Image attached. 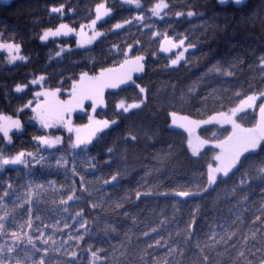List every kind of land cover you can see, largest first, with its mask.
<instances>
[{"label":"snow or ice","instance_id":"obj_1","mask_svg":"<svg viewBox=\"0 0 264 264\" xmlns=\"http://www.w3.org/2000/svg\"><path fill=\"white\" fill-rule=\"evenodd\" d=\"M149 4L145 11L143 0H121V7L131 6L137 13L112 24L110 31L119 35L117 30L128 26L130 32L136 27L142 34L150 35L153 42L158 38V52L165 54L166 68L178 70L188 65L186 54L196 45L186 33L172 35L159 31L153 18L164 21L165 17L174 14L177 23L182 18L191 20L201 15L194 10L196 5L185 0L178 10H174L172 0H149ZM218 4H233L240 8L245 0H218ZM50 12L64 17L65 5L53 6ZM94 13V18L89 16L86 23L79 25V30L60 22L58 26L45 28L39 40L48 42L51 38L55 42L56 38L75 36L76 48L91 52L92 45H101L107 40L109 30H101L103 24L100 22H108L105 18H111L113 8L101 0L95 4ZM144 29L149 32L145 33ZM69 44V41H60L55 57L63 59L65 53L75 55ZM142 47V41L135 37L132 43L125 41L123 47L112 43L106 54L112 57L109 66L98 64L96 57L89 55L92 68L87 64L77 65L81 67L77 73L74 67H69L71 75L63 79L65 73H61L62 78L56 84L50 82L46 70L33 73L31 79L26 78L27 82L15 83L12 91L20 94L17 99L23 101L28 93L32 98L21 103L15 117L0 112V144L5 146L0 148V173L8 166L22 165L26 170L27 187L25 189L21 184L18 188L11 178L0 177V264H264V88L254 87L252 83L245 88L238 80L225 79L219 87L206 89L204 95L200 91L201 85L212 74L234 77L233 69L244 63L240 56L235 57L227 68L220 62L212 64L191 83L163 81L155 93L157 97L166 96V100L159 103V111L166 113L167 131L182 137V153L191 163L200 165L198 178L189 184L165 189L148 179L165 171L166 165L176 158V145L169 142L166 149L154 153L155 164L146 168L135 188L125 189L115 196L110 191L122 187L120 181L129 174L128 168L125 163L123 168L116 167L107 174H104L105 170L112 169L114 163L126 161L128 147H137L141 138L147 142L156 140L160 134L159 129L153 131L150 125H142L140 132L128 126L112 144L104 145V167H100L97 157L92 155L93 148L104 137L148 106L150 90L143 81L148 64L155 62L158 53L152 51L154 59L148 61ZM0 53L6 54L4 60L8 65L29 62V57L22 52V45L14 37L4 39L2 33ZM249 68L253 71L252 79L258 75L264 83V54L259 55ZM108 89L131 90L133 95L131 99L127 96L116 99L112 108L108 96H119V92L106 95ZM62 92H66V99ZM103 108H109L112 115L105 112L104 118H98L101 115L98 109ZM26 109L32 113L30 121L39 126L32 136L35 151L6 154V146L13 143L11 133L24 131L19 117ZM249 110L254 121L250 126L242 122ZM74 114H83L77 119L87 116V123H74ZM205 126H219L224 131L219 135L213 131L211 137L201 136L198 130L208 131ZM60 129L68 133L66 148L63 147L65 137L53 131ZM57 152L60 155L57 156ZM52 158L56 172L64 176L65 182L59 188L56 181L45 176V173L52 174ZM39 176H45V180L41 181ZM20 189L25 190L21 192ZM49 191L56 193L51 198L53 207L50 209L56 217L54 222L50 217L36 213L37 202ZM152 197L179 199H173L170 217L161 211L164 218L158 224L137 234L135 226L140 211L144 210L137 202L143 203ZM190 201L196 202L191 204L181 227L177 215L182 204L187 205ZM128 204H135L138 211H128L125 207ZM221 204L228 206L227 216L217 215L222 211ZM106 205L114 216H122L130 223L118 227L117 223L104 220L102 213L107 210ZM246 213L251 215L247 230L244 229ZM101 223L103 226L99 227ZM169 224L176 227L169 231L167 238L159 235L161 227ZM57 233L61 234L60 239H57ZM153 234H157L156 237ZM113 236L118 237L115 243ZM142 238L148 239L141 243ZM161 248L166 251L160 253Z\"/></svg>","mask_w":264,"mask_h":264},{"label":"trees","instance_id":"obj_2","mask_svg":"<svg viewBox=\"0 0 264 264\" xmlns=\"http://www.w3.org/2000/svg\"><path fill=\"white\" fill-rule=\"evenodd\" d=\"M98 2H101V0H15L8 6L0 5V33L3 34L6 40H11L14 37L15 41L22 45L23 54L29 57V62L27 64L20 62L17 63L18 66H8L4 63V53L0 55V112L15 117L16 110L21 106V103H26L27 99L32 98L31 93H28L23 101H21L16 98L20 94L13 92L12 88L17 82H27L26 78L31 79L33 73L40 74L46 70L47 75L51 78L50 82L56 84L62 78L61 73H65L63 79H67L68 76L71 75V72L68 71L69 67H74L77 73L85 64L88 65V68H92V64L88 60L89 55L96 57L98 64L109 66L112 62V57L106 54L111 44L118 43L123 47L125 41L132 43L133 37H135L142 41L143 47L141 51L146 55L148 61H153L154 59L151 55L152 51L155 50L158 53V58L155 62L148 64L147 76H145L143 81L150 90L148 106L138 116H133L131 120L125 121L119 128L112 132L111 135L104 137L100 143L93 148L92 155L97 157L100 167H104V159L106 158L105 144H112V142L117 139L118 135L126 131L128 126H132L134 131L140 132L142 125H150L153 131L156 129L160 130L159 137L156 140L147 142L141 138L137 147H128L126 161L114 163L112 169L105 170L104 174H107L108 171L114 170L116 167L123 168L125 163L128 168L129 174L120 181L122 187L110 191H113V195L115 196L121 194L125 189L135 188L136 182L144 176L146 168L155 164V161L152 159L154 153L161 148L166 149L167 143L169 142L176 145V158L166 165L165 171L158 176L149 177L148 179L151 182L160 183L162 189L172 188L177 184H189V182L198 178L197 169L200 168V165L191 163L188 157L182 153V137L167 131V126L165 125L166 113L159 111V103L160 101H165L166 96L162 94L157 97L155 93L157 89L161 87L163 81H170L171 83H176L178 81L191 83L193 80L197 79V77L205 73L212 64L220 62L227 68L231 61L237 56H240L244 60V63L239 65V68L233 69L236 75L232 78H226L212 74L210 77L206 78L205 83L201 85V95L205 94L206 89L210 90L213 86L219 87L221 82L225 79L238 80L240 83L244 84L245 88L248 87L249 83H252L254 87L264 88V83H261L258 75L256 79H252L253 71L249 68V65L252 64L259 55L264 54V24H262V21H264V5H262V0H248L240 8H234L231 5L220 7L217 4V0H191V2L196 5L194 10L201 14L191 18V20L182 18L181 21L177 23L174 14L170 17H165L164 21L153 18L154 25L159 31H167L172 35L186 33L192 43L196 45L195 48L190 49L189 53L186 54L189 58V64L180 67L178 70L165 67L167 59L165 55H161L158 52V38L153 42L150 35L142 34L136 27H132L130 32L127 31L128 26H126L124 30H117L119 35L110 31L112 24L124 19H129L137 13V10L131 6L124 5L121 7V0H105L107 5L113 8L111 18H105L108 22L106 24L100 22L103 24L101 30H109L107 32V40L104 44L92 45L93 51L86 53L82 49H77L75 38L71 37L56 39L55 42H53V40H49L48 42L39 41V35L45 28L58 26L60 22L68 23L70 26L74 27H79L81 23H86L89 16L94 17L95 4ZM143 2L145 3L146 11V8L150 6L149 0H143ZM184 2L185 0H179V3L177 0H172L174 10H178ZM60 4L65 5L66 14L64 17L50 12L51 7H58ZM68 9H72V11H67ZM153 30H155V28ZM144 32L147 33L149 30L144 29ZM60 41H69L70 44L68 46L71 47L73 53L76 54L65 53L63 59L55 57V52L58 50L57 44L60 43ZM77 65L81 67H77ZM183 83L180 84V87L183 86ZM224 86L227 87L229 85ZM65 87H70V84ZM168 91H170V88ZM110 92H119V90L108 89L106 90V95ZM132 95L133 93L131 90L128 92H119V96H108V102L111 107L114 108L116 99L122 96H127L131 99ZM66 96V92H62V97L65 98ZM194 103L198 104L199 101H194ZM211 107V102H209V109H211ZM98 112L101 113L98 118H104L103 114L105 112H108L109 116L112 115L109 108L98 109ZM30 114V109H26L24 113L20 114L19 118L24 125V131L22 133H11L13 136V143L12 145L6 146V154H15L19 150L35 151L32 136L37 133L39 126L29 122ZM78 115L83 114L74 115L76 122L87 123L86 116H84L83 119H77L76 117ZM252 115L253 113L249 110V115L245 117L242 122L250 126L251 122H254L252 121ZM206 128L208 131H205L203 128L199 129V134L201 136L211 137L213 131H216L218 135L224 131V129L219 128V126H207ZM67 136L68 134L64 135V148L67 147ZM152 145H155V147ZM4 147V145L0 144V148ZM121 147L123 148V146ZM48 151L51 152L55 150ZM45 155H47V152H45ZM56 155L58 156L60 153L57 152ZM51 164L52 174L47 175V173H45V176H47V179L56 181V187L59 188L61 183L65 182L64 176L62 173L56 172L54 158L51 159ZM70 167L71 163H69V168ZM37 168H39V166H37ZM25 171L22 165L8 166L3 173H0V177L4 179L11 178L16 182L18 188L19 185L24 184L26 189ZM81 171H83V169H81ZM97 174L100 175L101 173ZM45 176H39V179L44 181ZM76 181L79 183V177L76 178ZM25 189H20V191L23 192ZM54 195H56V193L49 191L45 193L43 199L36 204V213L46 218L50 217L53 222L56 217L51 213L50 209L53 207L51 198ZM173 199L178 200L179 198L170 197L165 199L164 197H152L148 198L143 203L137 202L139 203L140 209L144 210L139 213V222L135 226L136 233L139 234L142 230H147L149 227L158 224L159 220L164 218L160 215L161 211H163L164 216L170 217L173 211L171 207ZM133 200H135L134 194ZM195 202L196 201H190L187 205L182 204L181 211L177 215V220L181 227L183 226V220L187 218L191 204ZM26 207L27 206H25V208ZM125 207L132 213L138 211L135 204H128ZM105 208L107 209V205ZM219 208L222 211L217 213L218 216L228 215L227 205L221 204ZM151 209H155V211L152 212L150 211ZM20 211H23V209ZM97 211L99 212L100 210L98 209ZM120 211L123 212L124 209ZM102 215L104 220L117 223L118 227L121 224L130 223V221L122 216H114L110 209L104 211ZM208 215L211 216L212 213L209 212ZM200 219L201 223L205 225V230H207L205 220L203 217ZM250 221L251 215L250 213H246L245 230H247ZM228 222H231L230 219ZM102 226L103 223L99 225V227ZM175 227V224L163 226L159 231V235L167 238L169 231L174 230ZM47 231H50V229ZM122 234L123 232L121 231V235ZM156 235L157 234H153V237H156ZM60 238L61 234L57 233V239ZM147 239L148 238H142L140 242L143 243V241ZM117 240L118 237L113 236V242L115 243ZM164 251H166V249H159L160 253Z\"/></svg>","mask_w":264,"mask_h":264},{"label":"rangeland","instance_id":"obj_3","mask_svg":"<svg viewBox=\"0 0 264 264\" xmlns=\"http://www.w3.org/2000/svg\"><path fill=\"white\" fill-rule=\"evenodd\" d=\"M52 14H55V13H52ZM94 15H95V13H94ZM94 18V17H93ZM77 30H79V27H75ZM43 32V31H42ZM42 34V33H41ZM40 34V35H41ZM75 38V41H76V37L75 36H69V37H60V38ZM60 38H56V39H60ZM50 40H52L51 38H50ZM40 41V40H39ZM41 42V41H40ZM6 56V54L4 53V57ZM4 63L6 64V65H8L7 63H6V61L4 60ZM17 63H20V62H17ZM8 66H13V65H8ZM67 98V96L65 97V99ZM90 103V102H89ZM32 115V113L30 114V116ZM75 115V114H74ZM74 115H73V121H74V123H76V124H81L80 122H76L75 121V117H74ZM30 118V117H29ZM86 118H87V116H86ZM29 122H32V123H35L34 121H30V119H29ZM205 127H207V126H205ZM225 127H229V126H225ZM229 129H230V127H229ZM55 132V134L56 135H65V134H68L67 132H65L63 129H60V130H58V131H54ZM65 133V134H64ZM198 134H199V130H198Z\"/></svg>","mask_w":264,"mask_h":264},{"label":"water","instance_id":"obj_4","mask_svg":"<svg viewBox=\"0 0 264 264\" xmlns=\"http://www.w3.org/2000/svg\"><path fill=\"white\" fill-rule=\"evenodd\" d=\"M13 1H15V0H0V5H4V6H8V5H10L11 4V2H13ZM248 0H245V3L247 2ZM217 4H218V0H217ZM228 5H231L232 7H234V8H237L235 5H233V4H228ZM228 5H224V6H221V5H219L218 4V6H220V7H225V6H228ZM2 53H0V55H1ZM161 55H165L164 53H160ZM171 54V53H170ZM258 111V110H257Z\"/></svg>","mask_w":264,"mask_h":264}]
</instances>
